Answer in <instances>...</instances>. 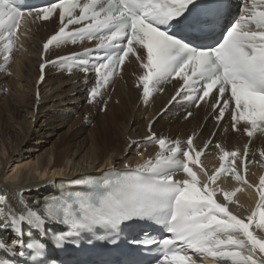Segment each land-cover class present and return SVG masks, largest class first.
I'll use <instances>...</instances> for the list:
<instances>
[{
  "label": "snow or ice",
  "instance_id": "snow-or-ice-1",
  "mask_svg": "<svg viewBox=\"0 0 264 264\" xmlns=\"http://www.w3.org/2000/svg\"><path fill=\"white\" fill-rule=\"evenodd\" d=\"M241 4L240 15L230 20L227 0H52L43 7L30 6L26 0H0V51L9 62L25 16L47 21L58 15L60 27L44 43L45 52L50 46L60 48L78 40L97 39L99 43L96 49L46 63L79 60L87 73V57L103 50L92 62L97 77L89 92L92 99L131 55L144 70L137 87L142 85L146 102L154 90H162L161 84L179 79L182 84L176 96L188 92L186 99L195 101L197 107L212 98V107L219 112L217 120L231 108L233 130H239L237 125L243 122L250 126L244 131L251 137L264 131V0H241ZM69 25L74 27L69 30ZM45 66H40L41 81ZM148 139L160 147L155 157L134 168L126 165L124 172L113 168L102 183L77 179L74 183L91 191L47 200L43 215L31 209L16 215L0 208V232L16 236L11 246L0 238V251L19 248V256L31 255L34 264H45L39 259L47 256L45 240L62 248L82 232L101 229L118 235L126 223L141 220L162 226L168 234L154 237L145 232L143 239L130 241L144 247L155 245L160 253L156 264H197L193 255L224 264H264V238L253 231V226L264 230V176L255 186L259 195L256 209L241 218L229 209L235 193L224 192L227 203L219 202L218 189L210 187L226 174L254 187L237 171L238 151L228 152L217 144L222 163L212 174L200 168L206 176L201 182L192 166L201 164L207 143L198 148L189 137L182 147L180 141L156 138L155 134ZM260 154L264 157V151ZM243 156H248L247 145ZM177 172H183L185 178H174ZM5 201L0 195V204ZM50 223L63 230L53 231ZM25 225L28 233L41 235L26 241ZM108 242L117 241L109 237ZM0 264L6 262L0 260Z\"/></svg>",
  "mask_w": 264,
  "mask_h": 264
},
{
  "label": "bare ground",
  "instance_id": "bare-ground-1",
  "mask_svg": "<svg viewBox=\"0 0 264 264\" xmlns=\"http://www.w3.org/2000/svg\"><path fill=\"white\" fill-rule=\"evenodd\" d=\"M59 27L56 18L44 22L25 16L9 62L4 59L5 53L0 51V72L3 71L0 85L5 84L7 90L4 96L7 105L0 110V195L6 198L0 208L16 215L25 214L28 209L43 215L45 201L91 191L86 185L74 183L77 179L86 178L102 183L113 168L117 172H124L126 165L131 168L145 163L149 157H155L160 147L148 139L155 134L156 138L180 141L182 147L189 137H193L198 148H203L206 143L209 145L200 157L201 164L190 165L197 171L201 182L206 181V176L200 168L212 174L222 163L219 158L222 152L216 147L217 144L225 151H238L237 171L254 187L235 180L232 174L220 176L216 184L210 187L218 189L216 199L219 202L227 203L224 192H234L235 203H230L229 209L241 218H246L256 209L258 191L255 186L264 176V157L260 154L264 151V131H256L249 137L244 128L250 126L243 122L237 125L239 130H233L231 108L225 111L222 119L217 120L219 112L213 109L212 98L199 102L197 107L195 101L186 99L189 94L181 92L180 96H176L182 84L179 79L161 84L159 87L162 90H154L146 102L142 87L140 91L135 87L144 70L131 55L120 74L106 84L112 97L87 134L75 141L52 140L62 126L53 125V121L75 111L84 99L82 95L97 84L96 73L89 69L86 74L81 67L75 66L77 61L46 63L82 51L80 45L66 44L60 48L51 46L45 52L44 43ZM41 64L46 65L42 81ZM5 74L8 76L5 77ZM215 95L216 91L213 92ZM174 96L176 99L173 101ZM246 145L248 156L245 159L243 153ZM223 163L227 164L228 161ZM175 178L183 179L185 174L181 173ZM238 188L240 191H236ZM147 223L137 220L132 226L125 224L118 235L101 229L82 232L72 236L69 242L121 238L133 231H143ZM48 227L53 231L63 230L54 223ZM253 231L264 238V230L253 226ZM25 232L26 241L29 236L41 235L28 233L26 225ZM0 238L11 246L16 236L5 231L0 232ZM44 242L47 256L39 259H44L45 264L46 260L71 264L82 258L78 254L69 255L64 246L57 248L48 240ZM19 250L9 251L5 248L0 251V260L6 264H34L31 255L21 257ZM189 254L192 255L191 252ZM193 258L197 264H224L211 257L193 255Z\"/></svg>",
  "mask_w": 264,
  "mask_h": 264
},
{
  "label": "rangeland",
  "instance_id": "rangeland-1",
  "mask_svg": "<svg viewBox=\"0 0 264 264\" xmlns=\"http://www.w3.org/2000/svg\"><path fill=\"white\" fill-rule=\"evenodd\" d=\"M2 72L3 71H1L0 74H2ZM4 76L6 77L8 75L5 74ZM4 87H5V84H2V87L0 85V91H1L0 92V98H1L0 102L1 101L3 102V100H4V102L6 101L4 96L6 95L7 90H6V87H5V89H3ZM108 87L106 85L101 87L99 89L100 94L97 95L94 99H92L90 97V95H89L90 90H89L87 93L82 95V97L84 96V99L78 105V108L76 109L77 111L75 110L73 112L66 113L64 115L63 119L54 120L52 123L53 125L62 124V126L57 131L60 135H58V133H57V135L55 137H53L52 140H56L58 138L59 141H60V139H61V141L63 139L75 141V140H78V139L84 137L87 134V130H89V128H91L92 124L94 122H96V120H98L100 114L105 109V106L107 105V103L110 102L112 94H111V91L108 92L110 90V89H108ZM135 87L137 90L140 91L142 85L140 87H137V85H135ZM3 97H4V99H3ZM4 102L0 103V110L1 109L3 110V107H5L7 105L6 102H5V104H4ZM72 137H73V139H72ZM244 251L246 252V249Z\"/></svg>",
  "mask_w": 264,
  "mask_h": 264
}]
</instances>
